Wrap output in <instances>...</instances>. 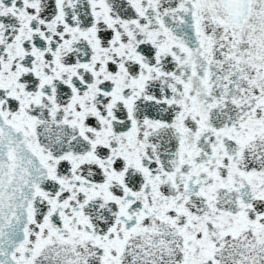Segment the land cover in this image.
<instances>
[{"label": "snow or ice", "instance_id": "1", "mask_svg": "<svg viewBox=\"0 0 264 264\" xmlns=\"http://www.w3.org/2000/svg\"><path fill=\"white\" fill-rule=\"evenodd\" d=\"M0 264H264V0H0Z\"/></svg>", "mask_w": 264, "mask_h": 264}]
</instances>
